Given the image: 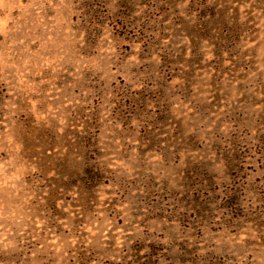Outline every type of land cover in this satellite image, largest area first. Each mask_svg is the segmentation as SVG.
<instances>
[{
    "label": "rangeland",
    "instance_id": "1",
    "mask_svg": "<svg viewBox=\"0 0 264 264\" xmlns=\"http://www.w3.org/2000/svg\"><path fill=\"white\" fill-rule=\"evenodd\" d=\"M0 264H264V0H0Z\"/></svg>",
    "mask_w": 264,
    "mask_h": 264
}]
</instances>
